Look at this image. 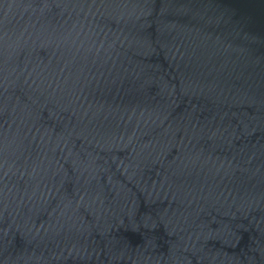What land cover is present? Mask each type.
<instances>
[{
	"label": "water",
	"instance_id": "95a60500",
	"mask_svg": "<svg viewBox=\"0 0 264 264\" xmlns=\"http://www.w3.org/2000/svg\"><path fill=\"white\" fill-rule=\"evenodd\" d=\"M0 264H264V0H0Z\"/></svg>",
	"mask_w": 264,
	"mask_h": 264
}]
</instances>
